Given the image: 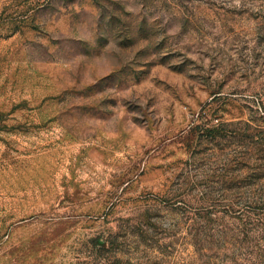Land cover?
<instances>
[{
	"label": "rangeland",
	"instance_id": "1",
	"mask_svg": "<svg viewBox=\"0 0 264 264\" xmlns=\"http://www.w3.org/2000/svg\"><path fill=\"white\" fill-rule=\"evenodd\" d=\"M0 264H264V0H0Z\"/></svg>",
	"mask_w": 264,
	"mask_h": 264
}]
</instances>
